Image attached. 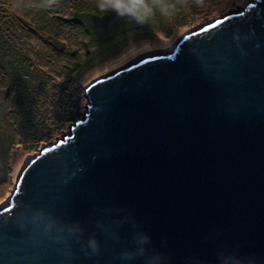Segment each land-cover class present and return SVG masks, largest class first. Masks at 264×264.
Instances as JSON below:
<instances>
[{
  "label": "water",
  "instance_id": "obj_1",
  "mask_svg": "<svg viewBox=\"0 0 264 264\" xmlns=\"http://www.w3.org/2000/svg\"><path fill=\"white\" fill-rule=\"evenodd\" d=\"M84 94L0 206V264H264V0Z\"/></svg>",
  "mask_w": 264,
  "mask_h": 264
},
{
  "label": "rangeland",
  "instance_id": "obj_2",
  "mask_svg": "<svg viewBox=\"0 0 264 264\" xmlns=\"http://www.w3.org/2000/svg\"><path fill=\"white\" fill-rule=\"evenodd\" d=\"M250 1L145 0L152 6L147 13L129 8L120 16L100 11V0H0L2 27H17L13 39L31 55L34 69L25 70L32 82L12 83L9 72L0 71L5 84L0 91V206L11 196L25 159L61 138L82 116L90 82L141 54L169 49L187 31ZM80 9L94 11L96 19L76 21L73 14ZM137 15L144 21L134 19ZM77 57L87 62L72 72Z\"/></svg>",
  "mask_w": 264,
  "mask_h": 264
},
{
  "label": "trees",
  "instance_id": "obj_3",
  "mask_svg": "<svg viewBox=\"0 0 264 264\" xmlns=\"http://www.w3.org/2000/svg\"><path fill=\"white\" fill-rule=\"evenodd\" d=\"M73 15L74 18H76V21L87 20L92 22L93 19L95 20L97 17V14H95L94 11L83 9L76 11V13ZM3 16L4 15L0 13V71H8V79L11 80L12 83L20 82L21 80H28L32 82L33 79L27 78L29 73L25 71L26 69L29 71L34 70L33 63L31 61V55L28 52L21 51L16 40L13 39L17 27H13L12 29H9L8 27H2V24H5L3 21H6L4 20ZM10 21H13V19ZM66 21H71V18ZM25 27L31 32V28L28 24L25 23ZM71 62H73L72 72H77L80 70L81 66L87 62V60L85 59V61H83V59L77 57ZM1 82L2 81H0V91L4 89L3 85H5Z\"/></svg>",
  "mask_w": 264,
  "mask_h": 264
},
{
  "label": "clouds",
  "instance_id": "obj_4",
  "mask_svg": "<svg viewBox=\"0 0 264 264\" xmlns=\"http://www.w3.org/2000/svg\"><path fill=\"white\" fill-rule=\"evenodd\" d=\"M96 7L102 12L111 10L116 15L122 16L126 14L122 9L136 8L147 13L152 6L146 3L145 0H132V3L129 4L122 3L121 0H100ZM134 19L139 22L144 21V17L139 15L135 16ZM251 259L255 261V264H258L259 258ZM240 264H244V261H241Z\"/></svg>",
  "mask_w": 264,
  "mask_h": 264
},
{
  "label": "bare ground",
  "instance_id": "obj_5",
  "mask_svg": "<svg viewBox=\"0 0 264 264\" xmlns=\"http://www.w3.org/2000/svg\"><path fill=\"white\" fill-rule=\"evenodd\" d=\"M151 51H155V50H151ZM151 51H149V52H151Z\"/></svg>",
  "mask_w": 264,
  "mask_h": 264
}]
</instances>
